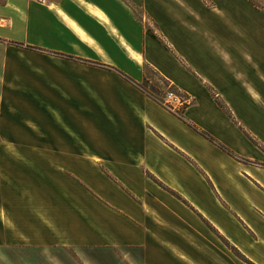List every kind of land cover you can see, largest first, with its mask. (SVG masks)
<instances>
[{"label": "crops", "instance_id": "crops-1", "mask_svg": "<svg viewBox=\"0 0 264 264\" xmlns=\"http://www.w3.org/2000/svg\"><path fill=\"white\" fill-rule=\"evenodd\" d=\"M171 1L0 0V137L41 138L0 144V249L187 264L211 240L264 264V17ZM143 65L181 118L120 75ZM48 256L18 260L72 264Z\"/></svg>", "mask_w": 264, "mask_h": 264}, {"label": "rangeland", "instance_id": "rangeland-1", "mask_svg": "<svg viewBox=\"0 0 264 264\" xmlns=\"http://www.w3.org/2000/svg\"><path fill=\"white\" fill-rule=\"evenodd\" d=\"M160 1H163L162 8L164 9H168V7L170 6L172 8V4H174L171 0H160ZM195 1L199 4V7L201 9L200 16L212 17L215 15H218V16L223 15L225 18H227V16L231 17V16H237L239 14V16L264 17V0H238V2H236L234 6L232 5L231 8L230 6L227 7V5L225 4V6L222 9L215 4V0H195ZM229 4L230 3H228V5ZM141 74H142L141 79L138 82L132 80L131 78L130 79L133 82L137 83L140 88L145 90V92L154 96L158 100H161L164 98L163 94L167 86H169V88H172V89L174 88L173 90L176 92H179L180 94H186L183 91L174 87L166 79L162 81L163 80L162 77L159 76L155 71H153V69H151L150 67L146 65L142 66ZM120 75L125 81H127L129 84L135 87L132 83H130L125 78V77L129 78L128 76L122 73H120ZM186 95L190 98L188 94ZM191 101L192 99L190 98L189 104L191 103ZM14 139H17L18 142H14ZM40 140L41 138L39 137L20 136L18 138H11V137L4 136V137H0V144L9 145L13 143H39ZM60 140H62V138H60ZM64 143L66 142L64 141ZM220 243L217 241V244L215 245L213 244V242H211V240H209L208 248L204 246V248L200 250V254L202 255L200 256L199 262L197 259H194L193 261H191V263L190 262H186V263L187 264H252L248 260H246V258L243 255H241L239 252H237L233 248H230L226 243H222V242ZM185 250L186 252H190L188 248H185ZM113 251L115 250H111V251L108 250V251L93 253L92 255L95 256L96 258L97 257L102 258V259L110 258L113 261V264H122L119 262V260L117 261V259L119 257H122L123 253H119V251L117 252H113ZM80 255H84V254H80ZM85 255H88V254H85ZM9 256L16 259L17 262H20L17 264H24L22 260L19 261L18 259L24 256H30V258H37V259L43 257L45 259V257H47L48 255L46 256L45 252H39V250H33L30 252V254H27V253H24L22 250H14V249L8 250L7 248L5 249L1 248L0 249V264H9L7 263L8 261L7 257ZM49 256H57L65 262L70 260L72 264H77L75 262L77 254L74 252L72 248L54 250V252L49 254ZM128 257L130 258L138 257V252H135L133 253L132 256H128ZM190 257L196 258L195 255L190 256ZM127 264H133L132 260H131V263H127ZM135 264H181V263L178 262V259H174V258H171V259L148 258L147 260H140L139 262Z\"/></svg>", "mask_w": 264, "mask_h": 264}, {"label": "built area", "instance_id": "built-area-1", "mask_svg": "<svg viewBox=\"0 0 264 264\" xmlns=\"http://www.w3.org/2000/svg\"><path fill=\"white\" fill-rule=\"evenodd\" d=\"M168 87V88H167ZM161 105L173 114H180L185 106L189 104L190 98L186 94H180L167 86Z\"/></svg>", "mask_w": 264, "mask_h": 264}, {"label": "trees", "instance_id": "trees-1", "mask_svg": "<svg viewBox=\"0 0 264 264\" xmlns=\"http://www.w3.org/2000/svg\"><path fill=\"white\" fill-rule=\"evenodd\" d=\"M125 77V76H124ZM130 83H132L135 87H137V88H139L141 91H143L147 96H149V97H151L152 99H154L155 101H157V102H161V100H158L157 98H155L154 96H152V95H150V94H148L147 92H145V90H143L142 88H140L139 87V85L137 84V83H135V82H133L130 78H127V77H125ZM163 80L162 81H164L165 79L164 78H162ZM173 87V86H172ZM174 89V88H173ZM178 117H180L181 118V114H176ZM203 136H205L206 138H208L209 140H211V141H213L212 140V138L210 137V136H208V135H206L204 132H202V131H199ZM218 146H220L221 148H223L221 145H219L218 144Z\"/></svg>", "mask_w": 264, "mask_h": 264}]
</instances>
